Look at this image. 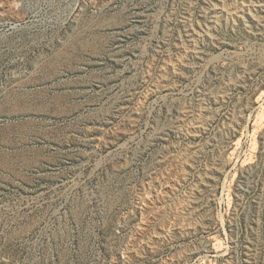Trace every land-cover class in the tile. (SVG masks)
<instances>
[{"label": "rangeland", "instance_id": "1", "mask_svg": "<svg viewBox=\"0 0 264 264\" xmlns=\"http://www.w3.org/2000/svg\"><path fill=\"white\" fill-rule=\"evenodd\" d=\"M0 4V264H264V0Z\"/></svg>", "mask_w": 264, "mask_h": 264}, {"label": "bare ground", "instance_id": "2", "mask_svg": "<svg viewBox=\"0 0 264 264\" xmlns=\"http://www.w3.org/2000/svg\"><path fill=\"white\" fill-rule=\"evenodd\" d=\"M0 6H1V4H0Z\"/></svg>", "mask_w": 264, "mask_h": 264}]
</instances>
